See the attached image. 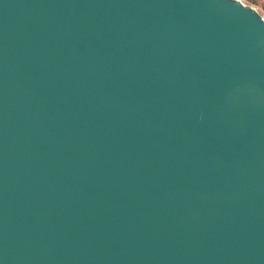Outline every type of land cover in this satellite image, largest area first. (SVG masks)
<instances>
[{
  "label": "water",
  "instance_id": "obj_1",
  "mask_svg": "<svg viewBox=\"0 0 264 264\" xmlns=\"http://www.w3.org/2000/svg\"><path fill=\"white\" fill-rule=\"evenodd\" d=\"M0 264H264L258 10L0 0Z\"/></svg>",
  "mask_w": 264,
  "mask_h": 264
},
{
  "label": "rangeland",
  "instance_id": "obj_2",
  "mask_svg": "<svg viewBox=\"0 0 264 264\" xmlns=\"http://www.w3.org/2000/svg\"><path fill=\"white\" fill-rule=\"evenodd\" d=\"M247 4L255 6L258 12L264 17V0H247Z\"/></svg>",
  "mask_w": 264,
  "mask_h": 264
},
{
  "label": "built area",
  "instance_id": "obj_3",
  "mask_svg": "<svg viewBox=\"0 0 264 264\" xmlns=\"http://www.w3.org/2000/svg\"><path fill=\"white\" fill-rule=\"evenodd\" d=\"M241 2H243V3H247V0H240ZM253 7H255V6H253ZM256 8V7H255ZM264 18V17H263Z\"/></svg>",
  "mask_w": 264,
  "mask_h": 264
}]
</instances>
